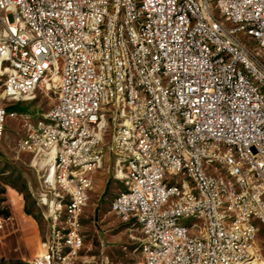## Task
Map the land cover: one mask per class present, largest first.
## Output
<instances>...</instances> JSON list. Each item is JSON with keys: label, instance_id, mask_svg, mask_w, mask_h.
I'll list each match as a JSON object with an SVG mask.
<instances>
[{"label": "built area", "instance_id": "2783aa9c", "mask_svg": "<svg viewBox=\"0 0 264 264\" xmlns=\"http://www.w3.org/2000/svg\"><path fill=\"white\" fill-rule=\"evenodd\" d=\"M53 89L46 112L14 108ZM109 112L111 210L137 224L141 264H258L264 0H0V148L21 124L49 223L13 264L80 258Z\"/></svg>", "mask_w": 264, "mask_h": 264}, {"label": "rangeland", "instance_id": "374dc122", "mask_svg": "<svg viewBox=\"0 0 264 264\" xmlns=\"http://www.w3.org/2000/svg\"><path fill=\"white\" fill-rule=\"evenodd\" d=\"M57 90L36 92L32 102H20L17 110L35 115L48 111L57 101ZM106 116L103 131L104 160L94 176L82 217L84 248L75 264H101L108 259L111 264H141L139 243L141 233L137 224L113 213L111 201L123 190L115 177L116 157L108 147L117 130V122ZM25 134L23 126L9 121L5 141L0 148V264H13L29 260L42 252V244L49 223L45 218L47 208L40 199L44 188L33 168V155L18 152L17 143ZM258 264H264V228L256 240Z\"/></svg>", "mask_w": 264, "mask_h": 264}]
</instances>
